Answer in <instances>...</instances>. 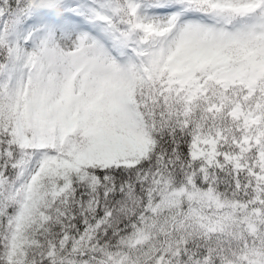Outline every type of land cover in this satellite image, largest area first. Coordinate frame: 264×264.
Wrapping results in <instances>:
<instances>
[{"label":"snow or ice","instance_id":"6c2138e0","mask_svg":"<svg viewBox=\"0 0 264 264\" xmlns=\"http://www.w3.org/2000/svg\"><path fill=\"white\" fill-rule=\"evenodd\" d=\"M0 264H264V0H0Z\"/></svg>","mask_w":264,"mask_h":264}]
</instances>
